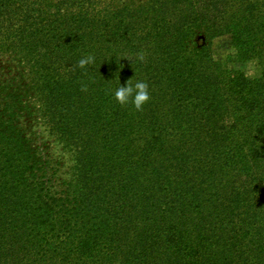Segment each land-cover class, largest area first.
Segmentation results:
<instances>
[{
  "label": "trees",
  "instance_id": "obj_1",
  "mask_svg": "<svg viewBox=\"0 0 264 264\" xmlns=\"http://www.w3.org/2000/svg\"><path fill=\"white\" fill-rule=\"evenodd\" d=\"M223 35L264 66V0H0V264H264V69Z\"/></svg>",
  "mask_w": 264,
  "mask_h": 264
},
{
  "label": "rangeland",
  "instance_id": "obj_2",
  "mask_svg": "<svg viewBox=\"0 0 264 264\" xmlns=\"http://www.w3.org/2000/svg\"><path fill=\"white\" fill-rule=\"evenodd\" d=\"M197 43L202 46L206 45V39L204 35H200L196 38ZM211 49L213 53V58L217 61L223 68L230 70V71H241L244 72L249 77H258L262 75L264 66L263 64L256 60H249L243 61L239 59L236 55L235 49L233 47L231 36L230 35H223L213 41L211 44ZM6 60H11V58L6 55L5 53L2 54ZM29 137L32 138L33 142L40 147L42 150L48 153L50 156H54L58 158L59 161L62 162L63 168L65 172H68L74 166V156L71 152L64 149L62 144L53 137L48 129L46 128L43 123L37 124L30 133H28ZM264 176V170L261 173ZM260 186V189L264 192V183ZM264 199V193L262 195ZM207 202H203L207 206V208L212 212V200L210 197H207ZM216 206L218 207L219 204L217 203ZM134 237V233L129 230V226H124L123 232L120 235V238L123 242H126L127 237ZM120 244V241H119ZM117 261H122V258H118Z\"/></svg>",
  "mask_w": 264,
  "mask_h": 264
},
{
  "label": "clouds",
  "instance_id": "obj_3",
  "mask_svg": "<svg viewBox=\"0 0 264 264\" xmlns=\"http://www.w3.org/2000/svg\"><path fill=\"white\" fill-rule=\"evenodd\" d=\"M143 59L144 56L141 54L139 60L143 61ZM93 64H95V57L92 55H85L79 59L77 67L85 69L86 66ZM83 90H87V85L84 86ZM113 95L117 103L120 105L130 103L137 111L142 110L143 106L150 99L148 84L143 80H136L133 82L131 79H128L123 85H121L119 81Z\"/></svg>",
  "mask_w": 264,
  "mask_h": 264
}]
</instances>
